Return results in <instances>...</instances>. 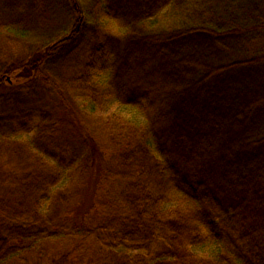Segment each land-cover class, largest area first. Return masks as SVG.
Returning a JSON list of instances; mask_svg holds the SVG:
<instances>
[{
    "label": "trees",
    "instance_id": "trees-1",
    "mask_svg": "<svg viewBox=\"0 0 264 264\" xmlns=\"http://www.w3.org/2000/svg\"><path fill=\"white\" fill-rule=\"evenodd\" d=\"M0 264H264V0H0Z\"/></svg>",
    "mask_w": 264,
    "mask_h": 264
}]
</instances>
